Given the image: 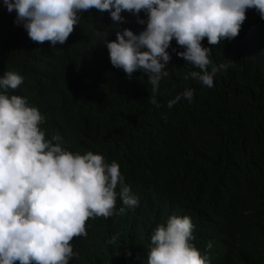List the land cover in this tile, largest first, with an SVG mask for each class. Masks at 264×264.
<instances>
[{
  "label": "trees",
  "instance_id": "obj_1",
  "mask_svg": "<svg viewBox=\"0 0 264 264\" xmlns=\"http://www.w3.org/2000/svg\"><path fill=\"white\" fill-rule=\"evenodd\" d=\"M250 10L255 30L209 52V72L226 66L213 87L185 79L199 69L171 58L153 93L143 71L103 76L97 52L77 42L40 48L0 0V71L25 78L45 139L117 162L139 200L118 197L116 214L88 218L69 264H148L153 231L172 215L191 218L190 243L209 264H264V19ZM186 88L192 101L169 108Z\"/></svg>",
  "mask_w": 264,
  "mask_h": 264
},
{
  "label": "clouds",
  "instance_id": "obj_2",
  "mask_svg": "<svg viewBox=\"0 0 264 264\" xmlns=\"http://www.w3.org/2000/svg\"><path fill=\"white\" fill-rule=\"evenodd\" d=\"M3 4L9 13L16 11L14 23L22 25L40 48H66L77 42L81 52H97L103 76L109 69L125 77L143 71L153 93L168 75L164 69L171 58L199 69L185 79L213 87V77L226 66H213L209 72V52L223 40L255 30L254 19L259 17L250 9L264 19V0H3ZM24 84L20 74L0 71V264H69L74 255L70 241L87 235L88 218L116 214L118 197L128 207L139 200L117 162L105 163L101 154L91 151L73 153L45 139L40 128L44 117L32 106ZM193 95L194 90L186 88L168 101V107L181 98L190 103ZM150 103L159 107L155 95ZM193 227L190 217L177 215L158 225L151 236L148 264H209L190 243Z\"/></svg>",
  "mask_w": 264,
  "mask_h": 264
}]
</instances>
